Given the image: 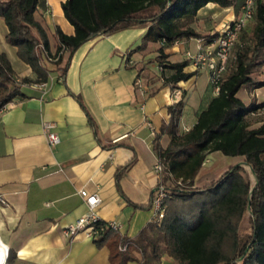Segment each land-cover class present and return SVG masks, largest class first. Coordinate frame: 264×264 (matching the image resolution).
Instances as JSON below:
<instances>
[{
  "label": "crops",
  "instance_id": "1",
  "mask_svg": "<svg viewBox=\"0 0 264 264\" xmlns=\"http://www.w3.org/2000/svg\"><path fill=\"white\" fill-rule=\"evenodd\" d=\"M66 1L39 0L36 20L46 30L52 51L58 44L56 28L74 35L62 8ZM235 15L234 7L209 3L193 24L202 38L181 40L164 49L166 64L187 63L184 72L194 74L175 89L163 86L158 63L161 44L149 43L138 50L147 28H134L86 42L71 56L64 82L51 65L46 84L25 85L24 96L0 110V197L8 202V206L0 203V245L7 251V264H111L107 247L97 248L85 234L73 239L63 235L64 228L90 212L82 190L100 197L99 219L116 223L119 232L131 239L154 221L153 208H148L159 184L153 173L159 159L153 144L169 121L168 107L176 103L173 92L180 91L185 104L180 122L183 133L218 94L209 72L196 70L186 54L195 55L215 40L219 29ZM4 23L0 17L1 51L20 78L34 80L32 70L7 43ZM68 58L69 52L64 63ZM172 74L170 69L163 70L165 77ZM260 82L264 83V66L235 98L249 109L263 105L264 86L255 87ZM187 116L191 118L186 123ZM46 121L56 124L60 142L55 148L48 145ZM246 121L252 129L263 127L264 108L250 112ZM168 143L164 136L161 144ZM207 157L208 162L209 157L218 158L221 175L242 162L220 153ZM130 163L118 179V172ZM160 264L181 263L165 255Z\"/></svg>",
  "mask_w": 264,
  "mask_h": 264
},
{
  "label": "trees",
  "instance_id": "2",
  "mask_svg": "<svg viewBox=\"0 0 264 264\" xmlns=\"http://www.w3.org/2000/svg\"><path fill=\"white\" fill-rule=\"evenodd\" d=\"M209 3L234 7L239 14L244 0H67L62 8L74 35L67 36L56 28L55 50L66 47L69 58L64 63L63 55L52 66L64 82L71 56L86 42L123 30L147 28L138 50L149 43L161 44L158 63L163 86L175 89L194 74L184 72L187 63L166 64L163 51L178 41L202 38L193 24L198 12ZM38 5L39 0H0V17L8 29L6 41L35 75L34 80L20 78L0 49V110L23 97L25 85L46 84L49 80L51 71L37 51L40 44L50 50L48 34L36 20ZM254 21L250 31L244 28L239 35L217 97L189 131L180 130L184 102L168 107L169 121L153 144L163 167L159 185L169 192L164 218L154 220L134 239L99 222L97 228L103 229L93 240L97 248L109 249L111 264H160L165 255L181 264H264V126L252 129L246 121L250 112L264 108V104L249 109L235 98L251 75L264 66L262 0L258 1ZM164 69L173 74L165 77ZM263 86V82L255 85ZM164 136L169 138L166 147L161 144ZM213 153L242 162L199 189L198 177L207 156ZM130 166L121 169L117 178ZM246 214L250 215V234L241 241L240 225Z\"/></svg>",
  "mask_w": 264,
  "mask_h": 264
},
{
  "label": "built area",
  "instance_id": "3",
  "mask_svg": "<svg viewBox=\"0 0 264 264\" xmlns=\"http://www.w3.org/2000/svg\"><path fill=\"white\" fill-rule=\"evenodd\" d=\"M259 0H244L241 7V13L237 18H234L232 22L227 23L219 29L216 39L202 47L199 52L195 55L190 53L186 54V59L191 60L192 64L196 70H207L210 74V83L213 90L218 93L220 88V82L225 75L231 60L233 50L238 42L239 35L242 29L246 28L255 19V14L258 6ZM264 2V0H262ZM38 53L43 59L46 66H51L58 62L60 58L69 52V50L62 46V48L57 50H47L42 44L38 46ZM35 87L40 85L34 84ZM44 85V84H41ZM139 88H141L142 93H144V88L141 87V82H138ZM173 99L175 102H179L181 99V92L175 90L173 92ZM150 131L154 134L156 133L155 128L151 123H148ZM43 130L46 134L48 145L50 148H55L59 142L60 138L56 131V124L53 122H44ZM208 162V160H206ZM153 173H155L160 181L161 175L163 173V167L161 163L158 162L154 165ZM86 205L89 207V214L80 217L75 223L67 226L63 229V235L66 238L73 239L80 234H85L86 236L94 239L98 232L103 228L98 229L97 226L101 220L99 219L96 208L101 203V199L97 194H90L85 190L80 192ZM169 192L158 184L152 201V208L154 211V220L160 222L165 215V200L168 197ZM0 203L3 206H8V202L0 197ZM108 226L114 230H119V226L116 223H108ZM8 254L6 251L5 263L7 264Z\"/></svg>",
  "mask_w": 264,
  "mask_h": 264
},
{
  "label": "rangeland",
  "instance_id": "4",
  "mask_svg": "<svg viewBox=\"0 0 264 264\" xmlns=\"http://www.w3.org/2000/svg\"><path fill=\"white\" fill-rule=\"evenodd\" d=\"M238 17V14L236 13L235 18ZM255 24V21L251 22L246 29L248 31H250L251 27ZM234 54V50L232 53V56ZM231 56V57H232ZM14 59V58H12ZM232 60V58H231ZM230 64L231 61L229 62V68H230ZM50 66H48L49 68ZM262 69V68H261ZM242 95V94H241ZM190 116L186 117L184 119V121L187 123V121L190 120ZM210 162H206V165H204V170L201 172V175L198 178V181L196 183V187L201 189L204 188L206 186V184H208L210 181H215L218 180L222 175L220 174V170L218 171V169H220V164H219V160L217 157H209ZM210 172V173H208ZM249 219H250V215L246 214V216L244 217L242 224L240 225V239L241 241H244L250 234V225H249Z\"/></svg>",
  "mask_w": 264,
  "mask_h": 264
},
{
  "label": "bare ground",
  "instance_id": "5",
  "mask_svg": "<svg viewBox=\"0 0 264 264\" xmlns=\"http://www.w3.org/2000/svg\"><path fill=\"white\" fill-rule=\"evenodd\" d=\"M5 256H6V251L4 247L0 245V264H4Z\"/></svg>",
  "mask_w": 264,
  "mask_h": 264
}]
</instances>
